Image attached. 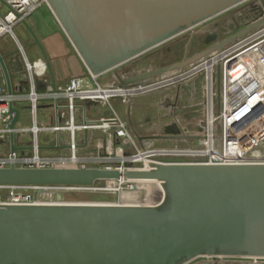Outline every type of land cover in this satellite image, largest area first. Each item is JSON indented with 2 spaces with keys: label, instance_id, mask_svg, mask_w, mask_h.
<instances>
[{
  "label": "water",
  "instance_id": "1",
  "mask_svg": "<svg viewBox=\"0 0 264 264\" xmlns=\"http://www.w3.org/2000/svg\"><path fill=\"white\" fill-rule=\"evenodd\" d=\"M241 1L47 0L110 101L124 87L147 85L154 77L181 70L264 23V17L260 18L223 39L216 32V24L205 25L197 30L207 34L204 43L209 46L203 51L140 72L175 36ZM253 6L256 2L250 3L249 7ZM23 23L48 65L39 40ZM0 68L6 92L11 94L2 54ZM218 84L219 69L217 94ZM9 113H13L8 128L14 151L12 129L20 108L9 103ZM132 131L141 143L198 138L182 134L186 129L177 123L166 125L161 135ZM148 163L155 167L125 172L95 167H0V185H91L123 176L158 180L164 189V200L156 207L0 205V264H180L205 255L264 256V165ZM212 263L219 261L201 259L194 264Z\"/></svg>",
  "mask_w": 264,
  "mask_h": 264
},
{
  "label": "built area",
  "instance_id": "2",
  "mask_svg": "<svg viewBox=\"0 0 264 264\" xmlns=\"http://www.w3.org/2000/svg\"><path fill=\"white\" fill-rule=\"evenodd\" d=\"M255 2L257 6L249 8L255 16L246 21L243 27L264 17V6L260 0ZM44 6L51 10L47 0H0V38L7 35L15 37L13 27L21 24L30 14ZM259 9H262V14ZM21 52L22 74L26 83L20 81L13 85L10 80L11 94L6 92L4 82L0 83V167H7L10 164L37 168L95 167L125 172L147 171L155 167L148 162L264 164V152H258V147L264 145V23L228 42L220 50L211 51L186 68L172 72L173 74L165 79L166 84L127 86L111 101L87 66L84 74L69 78L64 85L52 86L48 77L43 74L44 61L42 59L30 61L22 50ZM217 69H219L218 94ZM201 76L204 78L205 114L198 124V132L192 134L198 136L194 139L197 144L188 148L154 147L153 139L141 143L126 119H123L114 108L117 102L126 104L135 95ZM38 83H43V87L38 88ZM9 103L17 108L25 104L29 110L30 124L26 126L16 124L12 129L14 137L28 135L26 151L19 152L17 149L11 151V145L8 144L7 137L10 133L8 123L13 114L9 113ZM97 107L105 111L104 115H94L98 111ZM46 109H51V114L40 116L39 112ZM47 116L51 120L46 124L40 123V118ZM41 133L53 135L50 144L41 142ZM63 133L69 136L65 142L62 141ZM6 140L7 143H4ZM45 148H57L61 151L46 154L43 153ZM141 182L156 183L162 193L160 201L151 205L136 203L134 201L136 187ZM160 182L121 176L116 180H98L91 185H0V205L96 204L156 207L164 200V189ZM94 192L116 194V198L102 203H92L54 197L58 194ZM120 195H130V198H120ZM222 258L231 256L205 255L188 262L195 259ZM236 258L250 260L253 263L264 260V256L244 255Z\"/></svg>",
  "mask_w": 264,
  "mask_h": 264
},
{
  "label": "rangeland",
  "instance_id": "3",
  "mask_svg": "<svg viewBox=\"0 0 264 264\" xmlns=\"http://www.w3.org/2000/svg\"><path fill=\"white\" fill-rule=\"evenodd\" d=\"M257 0H243L231 8L223 11L217 16L205 20L204 23L197 25L196 27L187 29L185 32L180 35L175 36L166 46L173 45L176 46L172 49L175 54H178L176 60L172 58L174 54L169 55L167 58L162 59L160 52L140 71L151 70L157 67L165 66L173 62H177L184 59H188L195 54L203 51L209 45L204 43V36L206 32L197 31L205 25L216 24V32L220 39H223L241 29L244 26L245 20L240 18L250 9V3H253ZM261 1V0H260ZM250 12V11H249ZM240 14V15H239ZM243 22V23H242ZM20 24L13 27V32L16 33L17 28ZM212 26V25H211ZM194 31H197L196 33ZM192 32H194L192 34ZM8 38L13 42V45L17 47V43L14 38L10 35H7ZM183 36V37H182ZM181 38V41H178ZM32 41L31 36L25 35L22 38L21 43H30ZM171 45V46H172ZM165 46V47H166ZM164 47V48H165ZM15 50V49H14ZM18 56V61H15L18 64L19 69L23 70V61L20 57L18 51H15ZM177 52V53H176ZM181 55L183 57H181ZM6 60V59H5ZM6 62V61H5ZM12 65V64H10ZM186 65L183 68H186ZM8 67V66H7ZM8 68V72H10ZM173 73L163 74L159 77H154L153 81H164L169 75ZM10 77L13 76L10 74ZM4 82L2 70L0 68V83ZM154 83V82H153ZM166 84V83H162ZM204 78L196 77L191 78L183 83L176 84L169 87H158L156 89L147 91L142 94L135 95L126 104H121L117 102L114 105L115 110L118 114L126 119L130 127L139 135H161L163 134L164 127L171 123H177L178 126L182 129H186V133L182 134H195L198 131V124L203 119L204 109V92H203ZM5 87V85H4ZM6 88V87H5ZM98 111L94 115H104L105 111L101 110L100 107L96 108ZM101 110V111H100ZM51 109H46L40 111L39 115L51 114ZM23 115V113H22ZM21 115V116H22ZM93 115V113H92ZM89 116V114H88ZM30 114L28 112V124L30 123ZM51 119L40 118V123L46 124ZM22 121V119H21ZM25 135V134H24ZM28 137V135L26 134ZM53 135L50 133H41L40 139L44 144L51 143V137ZM68 134L63 133L62 141L65 142L68 139ZM197 138H187V139H156L152 142L154 147L158 148H173L177 147L179 149L188 148L192 145L197 144L194 140ZM29 140V138H28ZM61 150L57 148H45L43 153L46 154H55ZM172 159V158H170ZM168 159V160H170ZM161 190L153 182H141L136 187L135 199L134 201L138 204L151 205L155 204L161 199ZM58 199H73L79 201H90L92 203H102L105 201H110L113 197V194L108 192H94V193H82V194H58L54 196ZM221 260V259H219ZM225 260V259H224ZM258 263L251 264H264V260L257 261ZM219 264L220 261H219ZM224 264V263H223ZM228 264V263H227Z\"/></svg>",
  "mask_w": 264,
  "mask_h": 264
},
{
  "label": "crops",
  "instance_id": "4",
  "mask_svg": "<svg viewBox=\"0 0 264 264\" xmlns=\"http://www.w3.org/2000/svg\"><path fill=\"white\" fill-rule=\"evenodd\" d=\"M25 22L32 29L35 36L39 40L42 50L47 57L48 65L43 60L42 52L39 46L36 44L34 38L27 30L26 25L22 22L17 28L16 33L14 32L15 37L13 38L17 43V47L13 45V42L8 38V36H3L0 38V54H2L4 59H6V65L8 66L7 68L10 69L12 66L10 72L8 73L9 76L10 74L13 76V79L10 77L13 85H15L17 82H20L21 78H23V70L21 71L18 67V64L15 62L18 61V56L15 51H18L20 57H22V50L23 54L30 61L42 59L45 63L43 74L48 77L49 83L52 86L64 85L69 78L85 73V64L82 61V58L48 7L44 6L38 8L25 19ZM28 34L31 36L32 41L30 43L22 44V38ZM15 56L17 57V60L14 58ZM50 72L52 78L50 76ZM43 85V83H38V88L43 87ZM28 112L29 110L25 104L20 106V116L17 122L18 126H26L30 124L27 123ZM7 140L9 144V137H7ZM7 140L4 143H7ZM13 144L14 149H17L19 152L26 151L28 137L26 135L15 136ZM230 256L231 258H222L221 260H218L221 264H251L250 260L236 258L244 255ZM197 260L198 259L192 260L190 262L185 261L180 264H194L197 262Z\"/></svg>",
  "mask_w": 264,
  "mask_h": 264
},
{
  "label": "flooded vegetation",
  "instance_id": "5",
  "mask_svg": "<svg viewBox=\"0 0 264 264\" xmlns=\"http://www.w3.org/2000/svg\"><path fill=\"white\" fill-rule=\"evenodd\" d=\"M262 2H263V4H264V0H261ZM264 6V5H263ZM255 13H251V12H246L244 15H242V16H240V18L242 17V19L243 20H245V23H246V21H248V20H250L251 18H253L255 15H254ZM240 15V14H239ZM243 23V22H242ZM206 36H207V34L205 33V36H204V38L203 39H205L206 38ZM183 37V36H182ZM181 38H179V40H178V38H177V40L178 41H181L180 40ZM172 45V44H171ZM171 45H168V46H166L165 48H163L162 50H161V52H160V54H161V58L162 59H164V58H167L169 55H172V54H174V56L172 57V58H175L174 60H176L177 58H179L178 57V54H175V52L174 51H172V49L174 48V47H176V46H174V44L171 46ZM177 53V52H176ZM184 56V55H183ZM182 55H181V57H183ZM16 60H17V57L15 56L14 57ZM23 78H21V80H22Z\"/></svg>",
  "mask_w": 264,
  "mask_h": 264
},
{
  "label": "bare ground",
  "instance_id": "6",
  "mask_svg": "<svg viewBox=\"0 0 264 264\" xmlns=\"http://www.w3.org/2000/svg\"><path fill=\"white\" fill-rule=\"evenodd\" d=\"M154 82V83H153ZM152 83H150V84H147V85H155V84H157L158 86L159 85H162V83H165L166 82V80H164V81H153ZM158 82V83H157ZM156 85V86H157ZM153 87V86H152ZM152 87H150V88H152ZM258 152L259 153H263L264 152V145H261V146H259L258 147ZM257 152V153H258ZM258 155V154H257ZM257 165H264V164H257Z\"/></svg>",
  "mask_w": 264,
  "mask_h": 264
}]
</instances>
